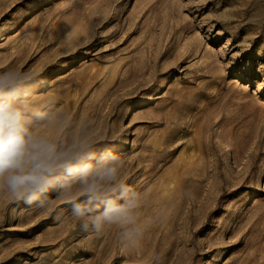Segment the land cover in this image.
Instances as JSON below:
<instances>
[{
	"label": "rangeland",
	"instance_id": "rangeland-1",
	"mask_svg": "<svg viewBox=\"0 0 264 264\" xmlns=\"http://www.w3.org/2000/svg\"><path fill=\"white\" fill-rule=\"evenodd\" d=\"M58 143L123 161L142 237L0 196V264H264V0H0V71Z\"/></svg>",
	"mask_w": 264,
	"mask_h": 264
},
{
	"label": "clouds",
	"instance_id": "clouds-1",
	"mask_svg": "<svg viewBox=\"0 0 264 264\" xmlns=\"http://www.w3.org/2000/svg\"><path fill=\"white\" fill-rule=\"evenodd\" d=\"M29 78L16 69L0 71V196L47 207L45 197L55 192L84 231L115 227L124 245H138L140 195L122 179L121 157L97 152L88 137L58 143L62 125L52 117L42 127L34 125L16 97Z\"/></svg>",
	"mask_w": 264,
	"mask_h": 264
}]
</instances>
